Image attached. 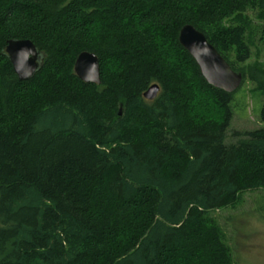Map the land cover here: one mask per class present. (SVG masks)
<instances>
[{"label": "trees", "instance_id": "trees-1", "mask_svg": "<svg viewBox=\"0 0 264 264\" xmlns=\"http://www.w3.org/2000/svg\"><path fill=\"white\" fill-rule=\"evenodd\" d=\"M186 25L264 124V0H0V264H233L209 213L264 189V127L229 130L234 93L200 77ZM10 40L43 57L28 81Z\"/></svg>", "mask_w": 264, "mask_h": 264}, {"label": "water", "instance_id": "water-1", "mask_svg": "<svg viewBox=\"0 0 264 264\" xmlns=\"http://www.w3.org/2000/svg\"><path fill=\"white\" fill-rule=\"evenodd\" d=\"M183 51L196 64L200 77L213 89L227 94L235 93L243 83L242 75L231 70L230 66L208 43L204 35L194 27H182L176 38ZM5 54L12 66V71L19 81H28L40 68L43 57L35 46L27 40H10L7 42ZM73 66L74 74L79 81L88 84H100L98 60L95 55L82 52L77 55ZM159 88L152 85L143 94V98L152 101L156 98Z\"/></svg>", "mask_w": 264, "mask_h": 264}, {"label": "rangeland", "instance_id": "rangeland-1", "mask_svg": "<svg viewBox=\"0 0 264 264\" xmlns=\"http://www.w3.org/2000/svg\"><path fill=\"white\" fill-rule=\"evenodd\" d=\"M260 57L264 62V51ZM250 87L249 83H242L233 95L229 130L251 131L264 127L259 119L260 105L252 99ZM209 217L221 229L233 264H264V189L240 194L238 203L210 212Z\"/></svg>", "mask_w": 264, "mask_h": 264}]
</instances>
